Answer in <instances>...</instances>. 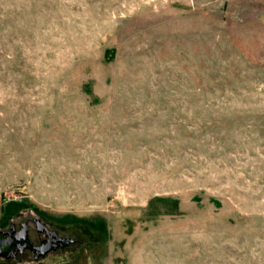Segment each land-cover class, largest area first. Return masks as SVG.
<instances>
[{
	"label": "rangeland",
	"instance_id": "1",
	"mask_svg": "<svg viewBox=\"0 0 264 264\" xmlns=\"http://www.w3.org/2000/svg\"><path fill=\"white\" fill-rule=\"evenodd\" d=\"M0 264H264V0H0Z\"/></svg>",
	"mask_w": 264,
	"mask_h": 264
},
{
	"label": "flooded vegetation",
	"instance_id": "2",
	"mask_svg": "<svg viewBox=\"0 0 264 264\" xmlns=\"http://www.w3.org/2000/svg\"><path fill=\"white\" fill-rule=\"evenodd\" d=\"M35 230L36 233L45 235L38 244H35L31 239L26 223H23L19 230L6 233L5 237H0V257L10 259L13 255L27 250L34 258H38L71 243L69 239H61L56 232L49 231L39 221L35 222Z\"/></svg>",
	"mask_w": 264,
	"mask_h": 264
}]
</instances>
